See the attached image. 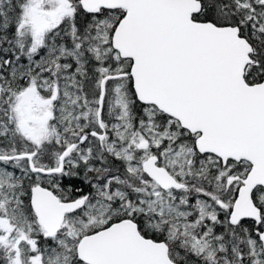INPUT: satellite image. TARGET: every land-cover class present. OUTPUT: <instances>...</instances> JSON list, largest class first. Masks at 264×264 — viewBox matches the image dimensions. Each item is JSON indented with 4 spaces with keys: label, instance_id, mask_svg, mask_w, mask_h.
<instances>
[{
    "label": "snow or ice",
    "instance_id": "6c2138e0",
    "mask_svg": "<svg viewBox=\"0 0 264 264\" xmlns=\"http://www.w3.org/2000/svg\"><path fill=\"white\" fill-rule=\"evenodd\" d=\"M0 264H264V0H0Z\"/></svg>",
    "mask_w": 264,
    "mask_h": 264
}]
</instances>
